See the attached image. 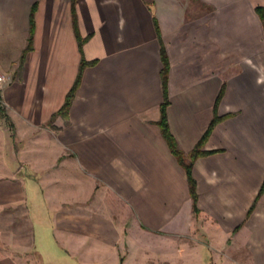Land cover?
Returning <instances> with one entry per match:
<instances>
[{
  "label": "crops",
  "instance_id": "0c3cea01",
  "mask_svg": "<svg viewBox=\"0 0 264 264\" xmlns=\"http://www.w3.org/2000/svg\"><path fill=\"white\" fill-rule=\"evenodd\" d=\"M258 7L0 0V264H264Z\"/></svg>",
  "mask_w": 264,
  "mask_h": 264
},
{
  "label": "trees",
  "instance_id": "16d2710c",
  "mask_svg": "<svg viewBox=\"0 0 264 264\" xmlns=\"http://www.w3.org/2000/svg\"><path fill=\"white\" fill-rule=\"evenodd\" d=\"M259 17L261 18L263 24H264V7H258L256 9ZM82 44V42H81ZM24 59V56L23 58ZM162 59H163V63H164V68H163V77L166 78V75L168 73L169 70V62H168V57L166 55L165 50H162ZM94 62H89L87 60H85L84 58H82L81 60V66H80V73L79 76L77 78V81L75 82L73 88L71 89V91L68 93L65 104L63 105L62 109L59 111V114L61 115H66L69 111L70 105L72 103L73 97L75 95L76 89L79 85L80 82V78H81V74L83 69L89 65V64H93ZM222 96V93L219 95V98L217 100V104L220 101ZM169 105V99L168 97H165V101L162 104L161 107V111H162V115H161V119L158 122V124L161 127V131L162 134L164 136V138L167 140L169 147L172 151V153L175 155V157L177 158V160L179 161V163L184 167V169L187 172V176H188V180H189V186L191 189V194L194 198V200H196L197 198V193H196V182L195 179L193 178L192 175V168H193V164L195 162V160L204 154H207V151L203 150V144L205 143L207 137L209 136L212 128L214 127V125L220 120V118L215 117L214 120L212 121L209 129L207 130V132L205 133V135L203 136V138L201 139V141L197 144V146L193 149V151L190 152L189 155H186L178 146V143L176 142L175 138L173 137V135L171 134L169 125H168V120H167V106ZM0 110H2L0 108ZM264 190V187L263 189Z\"/></svg>",
  "mask_w": 264,
  "mask_h": 264
},
{
  "label": "built area",
  "instance_id": "2783aa9c",
  "mask_svg": "<svg viewBox=\"0 0 264 264\" xmlns=\"http://www.w3.org/2000/svg\"><path fill=\"white\" fill-rule=\"evenodd\" d=\"M11 79V76L0 71V89Z\"/></svg>",
  "mask_w": 264,
  "mask_h": 264
}]
</instances>
